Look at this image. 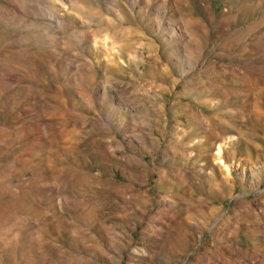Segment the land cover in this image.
Masks as SVG:
<instances>
[{
  "label": "rangeland",
  "instance_id": "obj_1",
  "mask_svg": "<svg viewBox=\"0 0 264 264\" xmlns=\"http://www.w3.org/2000/svg\"><path fill=\"white\" fill-rule=\"evenodd\" d=\"M0 264H264V0H0Z\"/></svg>",
  "mask_w": 264,
  "mask_h": 264
},
{
  "label": "bare ground",
  "instance_id": "obj_2",
  "mask_svg": "<svg viewBox=\"0 0 264 264\" xmlns=\"http://www.w3.org/2000/svg\"><path fill=\"white\" fill-rule=\"evenodd\" d=\"M220 147V146H219ZM218 153H220V150H218Z\"/></svg>",
  "mask_w": 264,
  "mask_h": 264
}]
</instances>
